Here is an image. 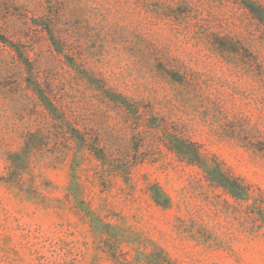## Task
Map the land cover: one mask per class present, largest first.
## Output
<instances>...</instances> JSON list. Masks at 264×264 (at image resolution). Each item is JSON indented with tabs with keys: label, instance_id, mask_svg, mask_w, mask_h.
Here are the masks:
<instances>
[{
	"label": "rangeland",
	"instance_id": "374dc122",
	"mask_svg": "<svg viewBox=\"0 0 264 264\" xmlns=\"http://www.w3.org/2000/svg\"><path fill=\"white\" fill-rule=\"evenodd\" d=\"M0 264H264V0H0Z\"/></svg>",
	"mask_w": 264,
	"mask_h": 264
},
{
	"label": "trees",
	"instance_id": "16d2710c",
	"mask_svg": "<svg viewBox=\"0 0 264 264\" xmlns=\"http://www.w3.org/2000/svg\"><path fill=\"white\" fill-rule=\"evenodd\" d=\"M248 7L250 8L251 11H253L254 6L248 5ZM218 178H219L220 184L222 186H224L228 190V192H230L232 195H234V196H240L241 195L240 188L236 184V181L230 180L228 177H226L223 174H220V176ZM214 179H216V178H214Z\"/></svg>",
	"mask_w": 264,
	"mask_h": 264
}]
</instances>
